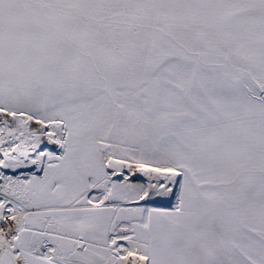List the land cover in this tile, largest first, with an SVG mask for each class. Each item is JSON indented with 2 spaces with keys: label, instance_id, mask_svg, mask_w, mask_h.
I'll return each instance as SVG.
<instances>
[{
  "label": "snow or ice",
  "instance_id": "obj_1",
  "mask_svg": "<svg viewBox=\"0 0 264 264\" xmlns=\"http://www.w3.org/2000/svg\"><path fill=\"white\" fill-rule=\"evenodd\" d=\"M0 264H264V0H0Z\"/></svg>",
  "mask_w": 264,
  "mask_h": 264
}]
</instances>
